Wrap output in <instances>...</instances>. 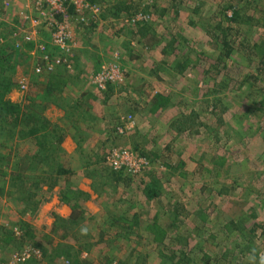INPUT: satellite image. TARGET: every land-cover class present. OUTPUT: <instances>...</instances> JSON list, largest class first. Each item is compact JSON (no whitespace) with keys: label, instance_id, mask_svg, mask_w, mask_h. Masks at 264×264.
I'll return each mask as SVG.
<instances>
[{"label":"rangeland","instance_id":"374dc122","mask_svg":"<svg viewBox=\"0 0 264 264\" xmlns=\"http://www.w3.org/2000/svg\"><path fill=\"white\" fill-rule=\"evenodd\" d=\"M156 1L91 0L102 12L98 21L82 13L88 25L75 8L59 15L81 38L70 56L78 66L60 76L62 66L36 72L46 55H69L47 31L55 27L33 13L24 19L31 0H0V46H13L15 68L7 98L37 107L55 134L42 150L35 137L0 133V264H260L264 0ZM120 2L135 13L157 4L155 35L123 27L113 16ZM225 41L234 49L223 59L229 87L218 64ZM178 52L190 61L185 70L176 68ZM111 60L128 76L106 94L95 77ZM77 111L83 119L74 124ZM60 136L58 150L49 146ZM115 149L143 158L142 174L110 164ZM16 174L39 184L31 202L29 186L12 184Z\"/></svg>","mask_w":264,"mask_h":264},{"label":"built area","instance_id":"2783aa9c","mask_svg":"<svg viewBox=\"0 0 264 264\" xmlns=\"http://www.w3.org/2000/svg\"><path fill=\"white\" fill-rule=\"evenodd\" d=\"M142 1L154 3L155 0ZM70 7L75 8L78 13V20L85 25H88L90 22L88 17L82 16V13L89 12L91 18L98 21L102 12V7L97 3L91 2V0H31V3L27 6V12L23 14L24 19L29 20L33 13L36 18H41L45 22H49V25L54 26L56 29L47 30L51 33L54 44L61 47L63 51H68L69 53L68 56L62 54L59 57H54L49 54L46 55L43 57L41 65L37 64V73L53 71L58 66H66L67 69L73 68L72 58H70V56L73 54L75 47H78V45L81 44V38L73 32L74 30H68L66 25H59L56 20L59 15H66ZM151 17H154L153 14L139 12L120 16L119 20L123 25H129L138 23L139 21H148ZM38 23L39 21L37 20L33 21V24L35 25ZM39 31L42 30H29L30 37L37 36ZM29 34L26 33V38H29ZM42 51L44 52L45 48ZM95 78L97 80L96 84L100 90H107V84L109 82H112L111 84H118L124 80L122 71L118 65L114 64V60H111L110 64L103 63L101 71ZM23 88H26V86H23ZM132 120L133 116L131 115L126 119H123V126L120 128L121 133L129 128ZM108 162L119 171L125 170L132 177L141 175L145 167V160L132 151H120L115 149L113 154L108 158ZM19 260H21V258H19Z\"/></svg>","mask_w":264,"mask_h":264},{"label":"trees","instance_id":"16d2710c","mask_svg":"<svg viewBox=\"0 0 264 264\" xmlns=\"http://www.w3.org/2000/svg\"><path fill=\"white\" fill-rule=\"evenodd\" d=\"M119 6V5H117ZM119 10V12L122 11L121 6L119 8H117ZM121 10V11H120ZM135 13V12H133ZM148 13L153 14V12L149 11ZM118 14V15H117ZM115 15H117V20L118 22L121 23L120 16L123 15H130L131 13H126V14H122V13H117ZM154 16V14H153ZM152 22H154V17H151V19H149L148 21H139L138 23L135 24H129V25H123V27L125 28H129V27H135V28H139L140 30H135L138 34V36L140 35L141 37L145 38L147 36L151 35H155V30H151L150 26H152ZM142 24V25H141ZM141 25V26H140ZM144 31H151L149 34H146ZM216 40H218V38H216ZM176 42V41H175ZM223 48L218 47V52L220 54V56H218V64L219 66H222L223 69V74L225 75L226 78H223L222 84L224 85V87H229V84L233 81L231 78V70L228 68L227 70V65L223 64V59L230 57L233 49V45L231 44V42H226L225 41V45H223ZM11 49V50H9ZM178 51V50H177ZM177 51H173V52H177ZM80 52V51H79ZM135 52V51H133ZM180 56V53L178 52L176 54V58H175V63H176V68L181 70H185L186 67L188 66V62L190 64V61L187 60V62H181L180 60H176L178 59V57ZM73 59V58H72ZM71 59V60H72ZM12 60H13V46H5L2 45L0 46V133L3 132H7L9 135V138H13L15 133L19 134L20 138H31V137H35L38 142V146L40 149L42 150H46L48 147L46 144L48 141V138L51 137V134L54 136L55 134H53V132H49L47 133L46 131V123L45 118L38 114L33 108V106H23L21 104H17V103H13L11 100H9L7 98L8 94L12 91V89L16 86V84L13 81V78L8 75L7 73L10 72L11 74L14 72V66H11L12 64ZM116 60H119L118 58ZM75 63H74V62ZM72 64L77 67L79 64V60H77V58L73 59ZM120 61V60H119ZM200 62L203 61V58L201 60H199ZM264 61V59L262 60V62ZM17 62H13V64H16ZM185 63V64H184ZM218 64L216 63V65L218 66ZM66 67V66H65ZM58 68L57 72L60 73L59 75H66V76H71L70 74H67L68 71H66V68ZM261 69V66H259ZM60 69V70H59ZM256 69H259L258 67H256ZM98 71V70H97ZM96 71V72H97ZM122 71V75L125 79H127L128 74L124 71L123 68H121ZM66 72V73H63ZM220 71H218L217 75H220ZM230 77H229V75ZM247 80L251 79L252 77L249 75L246 77ZM71 79V78H69ZM215 80H217V78L215 77ZM112 82H109L107 84V93L109 94L110 91L112 92V90L114 89V86H116L117 84H111ZM126 83V82H125ZM104 94V95H106ZM107 97V95H106ZM34 105V104H33ZM71 106V105H70ZM80 118V113L75 112L74 115L72 116V121L74 122V124H76L77 121L82 120L79 119ZM45 132V133H44ZM42 137V138H40ZM47 140V141H45ZM63 141V138L60 136L57 141H54L53 143H49V146H53L55 147V144H60ZM56 150L59 149L58 147H55ZM53 149V152L56 151ZM51 151V155L43 158L42 163H44L45 161H48L49 158H53L54 157V153ZM6 160V158L0 154V165L1 163ZM22 169V168H21ZM63 173H66L65 171H61ZM59 171V173H61ZM57 176V175H56ZM55 176V177H56ZM31 175H26L24 176L23 174H19V175H13L12 176V184L15 186H22L23 189L27 188L29 186V188L31 189V191L28 194V197L26 198L27 201H30V198H34L37 196V192L35 191V187H38L39 184H36L34 182H31ZM54 185H58L57 181L53 182L50 186H54ZM1 193V191H0ZM31 202V201H30ZM63 222V221H62ZM25 236L28 237V235L25 234ZM44 250V249H43ZM45 252V250H44ZM183 257H186V255L184 254ZM175 258L172 259V261H174ZM210 259L208 258L206 260V262H208ZM217 264V263H216Z\"/></svg>","mask_w":264,"mask_h":264},{"label":"crops","instance_id":"0c3cea01","mask_svg":"<svg viewBox=\"0 0 264 264\" xmlns=\"http://www.w3.org/2000/svg\"><path fill=\"white\" fill-rule=\"evenodd\" d=\"M112 1H114V0H112ZM158 1V0H157ZM156 1V2H157ZM118 4H116V3H114L112 6H113V8H114V12H113V16H117L118 14L117 13H122V14H126L127 12L128 13H133V12H135L136 10H134L133 8H134V5H132L131 7H126L125 6V4H123L124 6H121L122 4H121V2H120V4H119V6H117ZM121 6V8H123L124 7V9H122V11L121 12H119V10L117 9V8H119ZM138 7V6H137ZM158 6H157V4L155 5V7L153 6V8H149V10L148 11H151V12H153V13H155V10L157 11V13L159 14V16H160V14H162L161 12H162V9L160 10V7H159V11H158V8H157ZM173 7V6H172ZM71 9V8H70ZM71 11V10H70ZM174 12V11H173ZM177 13H178V11H176ZM115 14H117V15H115ZM169 14H171V13H169ZM155 16V15H154ZM75 151V150H74ZM73 151V152H74ZM80 187V186H79ZM94 213V212H93ZM196 218H197V216H195ZM221 223H223V224H225V220H221ZM202 242H203V240H202Z\"/></svg>","mask_w":264,"mask_h":264},{"label":"clouds","instance_id":"9594fccd","mask_svg":"<svg viewBox=\"0 0 264 264\" xmlns=\"http://www.w3.org/2000/svg\"><path fill=\"white\" fill-rule=\"evenodd\" d=\"M260 264H264V256H262V258L260 260Z\"/></svg>","mask_w":264,"mask_h":264}]
</instances>
